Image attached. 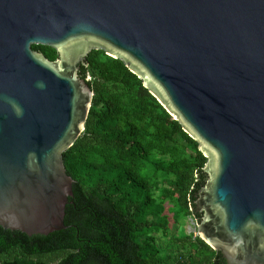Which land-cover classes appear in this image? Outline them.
Returning a JSON list of instances; mask_svg holds the SVG:
<instances>
[{"label": "water", "instance_id": "95a60500", "mask_svg": "<svg viewBox=\"0 0 264 264\" xmlns=\"http://www.w3.org/2000/svg\"><path fill=\"white\" fill-rule=\"evenodd\" d=\"M95 50L123 61L207 158L197 235L227 264H264V0H0V226L68 228L64 154L86 128L94 92L80 67Z\"/></svg>", "mask_w": 264, "mask_h": 264}, {"label": "trees", "instance_id": "16d2710c", "mask_svg": "<svg viewBox=\"0 0 264 264\" xmlns=\"http://www.w3.org/2000/svg\"><path fill=\"white\" fill-rule=\"evenodd\" d=\"M50 61L54 48L33 45ZM94 98L64 154L75 181L66 230L33 236L0 226V264H227L187 234L207 158L121 60L93 51L80 67ZM173 226L178 232L173 233Z\"/></svg>", "mask_w": 264, "mask_h": 264}, {"label": "rangeland", "instance_id": "374dc122", "mask_svg": "<svg viewBox=\"0 0 264 264\" xmlns=\"http://www.w3.org/2000/svg\"><path fill=\"white\" fill-rule=\"evenodd\" d=\"M184 230L187 234H193L196 237L197 235V220L195 218L188 219L187 223L184 226ZM178 228L176 226H173V233H177Z\"/></svg>", "mask_w": 264, "mask_h": 264}, {"label": "clouds", "instance_id": "9594fccd", "mask_svg": "<svg viewBox=\"0 0 264 264\" xmlns=\"http://www.w3.org/2000/svg\"><path fill=\"white\" fill-rule=\"evenodd\" d=\"M41 86H42V85H41ZM8 102L11 104L12 109H13L15 115H16L17 117H22L23 114H24V113H23V108L19 105V103L16 102L14 99H11V98H9V101H8Z\"/></svg>", "mask_w": 264, "mask_h": 264}, {"label": "flooded vegetation", "instance_id": "af4514ba", "mask_svg": "<svg viewBox=\"0 0 264 264\" xmlns=\"http://www.w3.org/2000/svg\"><path fill=\"white\" fill-rule=\"evenodd\" d=\"M195 211H196V207H195ZM197 213V212H196ZM197 214H199V213H197ZM199 215H201V214H199ZM202 219V215H201V218H200V220ZM200 220H197V222H199Z\"/></svg>", "mask_w": 264, "mask_h": 264}]
</instances>
